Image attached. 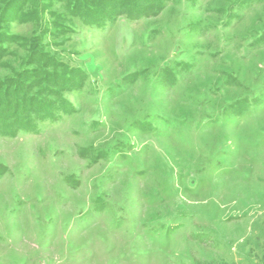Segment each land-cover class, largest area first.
Wrapping results in <instances>:
<instances>
[{
	"label": "rangeland",
	"instance_id": "obj_1",
	"mask_svg": "<svg viewBox=\"0 0 264 264\" xmlns=\"http://www.w3.org/2000/svg\"><path fill=\"white\" fill-rule=\"evenodd\" d=\"M71 3L0 0V264H264V0Z\"/></svg>",
	"mask_w": 264,
	"mask_h": 264
},
{
	"label": "trees",
	"instance_id": "obj_2",
	"mask_svg": "<svg viewBox=\"0 0 264 264\" xmlns=\"http://www.w3.org/2000/svg\"><path fill=\"white\" fill-rule=\"evenodd\" d=\"M31 1L34 2V0H31ZM36 1L37 0H35V2ZM118 1L119 3H123V5H125L126 8L127 7L129 8L127 9L118 8V10H112V11L105 10L104 11V10H101L100 7H96L97 3L94 2V0H72V3L69 4V6H70L72 13H74L77 18H81L82 22L85 25L100 28L101 26L105 25L108 21H112V19H114V16L127 15L132 20H138L141 18H145L146 16H148V14H150L151 16L156 15L163 9L164 2L168 0H160L157 2L156 0H124V1L118 0ZM22 3H23V6L28 5L30 3V0H22ZM120 7H122V5ZM56 32H58V35L62 34L59 31V29ZM0 51L1 53H4V50L1 49ZM32 52L36 57L35 58L36 61L33 62V64L35 65V68L32 69L33 71L31 70L29 73L30 77H28V83L22 84V85L16 84L14 86L16 87L14 91L17 93H13V95H11L9 93L10 91H8V93L6 91L5 95H8L10 97L18 96L20 94V91L22 90L24 92L27 90L26 93H28V91H31V89H34L36 87H42V86H44L43 87L44 89H47L49 82H52L55 80L56 82H61V81H65L69 79L68 74H61L59 70H56L59 67V65L55 63L53 59L45 58L40 52H37V50L35 51L33 49ZM44 58H45L46 66H53L54 68H56L54 72H49L46 69L44 62H42ZM67 84L68 83H65L64 85H67ZM25 94L23 95V97L18 96L20 97L18 100L21 101L22 99L24 101L27 98L25 102L27 104V101H29V106H30L35 101L33 99L29 100V96L27 97L25 96ZM10 105L11 103L4 108L5 113L8 112V110L12 109ZM0 114H3V113H0Z\"/></svg>",
	"mask_w": 264,
	"mask_h": 264
}]
</instances>
